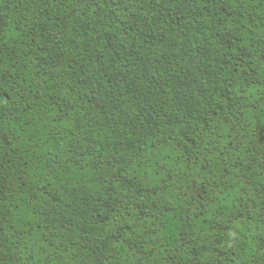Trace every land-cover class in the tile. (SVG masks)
<instances>
[{
  "label": "trees",
  "instance_id": "obj_1",
  "mask_svg": "<svg viewBox=\"0 0 264 264\" xmlns=\"http://www.w3.org/2000/svg\"><path fill=\"white\" fill-rule=\"evenodd\" d=\"M7 77L0 264H264V0H0Z\"/></svg>",
  "mask_w": 264,
  "mask_h": 264
},
{
  "label": "rangeland",
  "instance_id": "obj_2",
  "mask_svg": "<svg viewBox=\"0 0 264 264\" xmlns=\"http://www.w3.org/2000/svg\"><path fill=\"white\" fill-rule=\"evenodd\" d=\"M30 88L34 89V82L30 83ZM23 95L18 91L14 82L10 77L5 79V83L0 87V117H18L16 113V106L21 102ZM183 152L176 156L177 160L183 159ZM172 152L168 151L161 153L159 151L154 152L148 159L149 173L153 176V182L149 194L153 197L158 196L162 188L164 187L167 177V169L172 166L174 161ZM209 214L213 218H217L215 212L209 211ZM132 264H143L139 258H136Z\"/></svg>",
  "mask_w": 264,
  "mask_h": 264
}]
</instances>
